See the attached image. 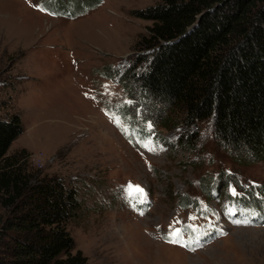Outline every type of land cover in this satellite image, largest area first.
<instances>
[{"label": "rangeland", "instance_id": "rangeland-1", "mask_svg": "<svg viewBox=\"0 0 264 264\" xmlns=\"http://www.w3.org/2000/svg\"><path fill=\"white\" fill-rule=\"evenodd\" d=\"M155 1L102 0L70 17L41 11L46 0H0V101L23 124L8 154L77 187L83 206L68 229L88 264H264V223H231L264 212V159L231 154L210 119L187 126L132 82L151 23L133 12ZM140 129L157 143L126 138ZM226 176L261 191L255 214L227 207ZM137 187L149 195L142 213L130 207L145 195ZM205 202L219 233L196 250L170 245L167 224L202 216Z\"/></svg>", "mask_w": 264, "mask_h": 264}, {"label": "trees", "instance_id": "trees-1", "mask_svg": "<svg viewBox=\"0 0 264 264\" xmlns=\"http://www.w3.org/2000/svg\"><path fill=\"white\" fill-rule=\"evenodd\" d=\"M101 2L43 5L75 17ZM133 15L151 22L137 44L145 67L132 75L143 96L177 113L187 126L210 119L220 146L263 160L264 0H156ZM8 106L0 101V264H88L68 229L81 214L79 190L33 169L23 153L8 154L23 132L19 113ZM160 109L152 110L167 120ZM259 204L252 196L247 206Z\"/></svg>", "mask_w": 264, "mask_h": 264}, {"label": "snow or ice", "instance_id": "snow-or-ice-1", "mask_svg": "<svg viewBox=\"0 0 264 264\" xmlns=\"http://www.w3.org/2000/svg\"><path fill=\"white\" fill-rule=\"evenodd\" d=\"M41 10H43V9H41ZM136 190L139 191V192H143V189H141V188H139V187H137ZM176 223H178V221H177ZM171 227H172V226H170V228H171ZM179 236H180V232H179V230L173 229V230L169 233V236L166 237V239H168V242H170V243H177L178 241H177L176 238L179 237ZM184 246L187 247L186 244H185Z\"/></svg>", "mask_w": 264, "mask_h": 264}]
</instances>
